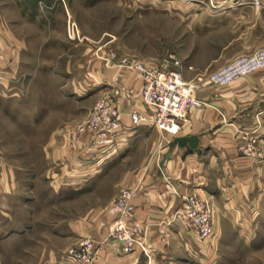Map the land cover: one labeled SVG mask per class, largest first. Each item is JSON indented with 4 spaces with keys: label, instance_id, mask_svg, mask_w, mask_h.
Here are the masks:
<instances>
[{
    "label": "rangeland",
    "instance_id": "rangeland-1",
    "mask_svg": "<svg viewBox=\"0 0 264 264\" xmlns=\"http://www.w3.org/2000/svg\"><path fill=\"white\" fill-rule=\"evenodd\" d=\"M180 11L182 6L167 0H0V264H47V252L61 257L74 249L82 239L65 245L70 224L88 220L98 197H109L107 205L114 202L125 190L112 187L119 174L137 173L168 147L160 140L164 147L152 154L157 136L133 135L92 177L112 168L99 191L89 188L90 176L62 159L65 149L70 155L77 145L70 129L98 99L88 76L104 74L109 53L144 62L162 63L169 56L181 64L191 56L203 61L197 43L189 51L199 38L185 36L183 20L173 17ZM186 74L191 79L195 73ZM236 137L240 156L254 159L244 165L253 174L241 176L238 184L251 195L218 217L222 236L230 238L221 251L239 257L227 264H264V148L255 133ZM224 164L211 177L222 178L223 189L232 188L230 179L236 177ZM249 223L255 227L247 229L254 244L231 239L247 235L241 227ZM63 257L58 262L70 264Z\"/></svg>",
    "mask_w": 264,
    "mask_h": 264
},
{
    "label": "crops",
    "instance_id": "crops-1",
    "mask_svg": "<svg viewBox=\"0 0 264 264\" xmlns=\"http://www.w3.org/2000/svg\"><path fill=\"white\" fill-rule=\"evenodd\" d=\"M167 1L169 4L182 6L183 11L174 13L173 17L183 20L185 30L189 31L185 36L199 38L190 46L189 51L192 52L193 49L195 51L197 43V52L203 61L192 56L185 57L182 64L185 69L182 66V70L184 69L183 77L187 82L193 81L197 72L207 74L216 71L233 59L264 47V9L253 7L217 9L210 7L206 0ZM187 67L191 69L188 70ZM185 70L188 74L195 73L194 77L185 78V75L187 76ZM88 83L95 86L97 100L111 94L113 89L117 88L120 90L119 104L122 112L138 110L144 113L145 109L139 100L141 84L134 72L105 68L104 74L88 76ZM196 98L205 105L200 109L189 110L187 121L181 124L176 135L169 136L152 126L142 125L129 130L121 140L118 151L127 145L133 135L150 131L151 137L157 136L156 141L152 143L151 150L154 154L164 147L163 143L168 144L175 138L196 137L199 154L182 159L184 150L175 146L170 150L169 157L163 161L162 157L168 151L166 148L160 153L157 161L148 160L146 166H141L143 168L137 173L119 174L112 187H122V190H130L133 193L134 221L145 226L148 233L142 250L135 247L134 252L128 255L120 252L118 244L109 242L97 252L95 264H227L228 261H239L236 254L221 251L224 241L230 238L222 236L223 226L218 217L226 209L236 210L237 206L244 203L242 197L251 195V191H242L238 184L241 176L246 174V177H250L253 174L252 168L244 165H251L254 159L249 158L250 156L248 158L240 156L238 148L241 142L236 135L239 132L255 133L259 135V142L264 148V70L248 75L224 88H206L197 93ZM122 121L128 125L126 117H123ZM160 140L163 141L161 145ZM89 143V137L85 136L82 143L75 146L73 144L70 155L69 149H65V154H61L64 155L62 158L64 164L73 166L78 173L81 171L92 180V177L100 173V168L111 161L116 151L103 156L96 151L86 152ZM219 163H225L224 166L231 165L229 168L236 177L230 179L233 185L229 186L232 188L223 189L224 180L220 177H211ZM262 166L264 167V161ZM221 170H224L223 166ZM107 173H102V176L89 181V188L93 185V189L99 191L100 183L105 178L108 181L111 177ZM62 174L64 175L63 172ZM112 187L108 186V189L113 190ZM190 195L205 202L212 213L215 237L212 251L199 246L190 227L173 216L181 206L182 197ZM108 200L109 197L106 195L98 197L97 208L91 210L88 220L70 224L69 230L64 234L67 241L65 245H71L72 241L74 246L83 238H91L95 242L105 238L110 222L104 211L111 203L107 205ZM241 228L246 230L245 233H241L247 235L231 239H240L245 246L254 244L256 238L247 229L253 230L255 227L249 223ZM66 252H63L61 257L59 252H47L45 263L61 264L58 259L62 260Z\"/></svg>",
    "mask_w": 264,
    "mask_h": 264
},
{
    "label": "built area",
    "instance_id": "built-area-1",
    "mask_svg": "<svg viewBox=\"0 0 264 264\" xmlns=\"http://www.w3.org/2000/svg\"><path fill=\"white\" fill-rule=\"evenodd\" d=\"M212 8L241 9L253 7L264 9V0H206ZM105 68L134 72L141 84L139 100L144 113L138 110H120V90L96 101L85 119L70 131L75 133V143H82L88 136L87 151H96L100 156L112 154L129 130L139 126H152L156 130L174 136L181 124L187 121L190 109H200L205 104L196 98L195 92L209 87L224 88L234 82L264 70V47L250 54L237 57L216 71L200 75L193 81H185L182 64L175 56H169L162 63L144 62L119 58L114 53L103 59ZM190 70L191 68L188 67ZM126 117V126L122 118ZM133 193L123 190L107 209L110 222L106 236L100 242L91 238L82 239L66 253L70 264H95L97 252L109 242L120 246V252L128 255L135 247L142 250L147 228L134 221ZM174 218L184 221L191 229L199 246L208 251L213 249V218L209 206L194 195L182 197L181 206Z\"/></svg>",
    "mask_w": 264,
    "mask_h": 264
},
{
    "label": "water",
    "instance_id": "water-1",
    "mask_svg": "<svg viewBox=\"0 0 264 264\" xmlns=\"http://www.w3.org/2000/svg\"><path fill=\"white\" fill-rule=\"evenodd\" d=\"M175 146H177L179 149L184 150L182 159H185L187 156L199 154L198 139L196 137L175 138L168 143V151L163 155V161H165L169 157L170 150Z\"/></svg>",
    "mask_w": 264,
    "mask_h": 264
}]
</instances>
